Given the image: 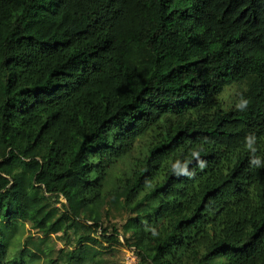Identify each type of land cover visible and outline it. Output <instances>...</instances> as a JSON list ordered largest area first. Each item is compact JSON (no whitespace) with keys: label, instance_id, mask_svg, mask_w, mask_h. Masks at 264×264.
<instances>
[{"label":"trees","instance_id":"trees-1","mask_svg":"<svg viewBox=\"0 0 264 264\" xmlns=\"http://www.w3.org/2000/svg\"><path fill=\"white\" fill-rule=\"evenodd\" d=\"M248 136L264 161V0H0V264H264Z\"/></svg>","mask_w":264,"mask_h":264},{"label":"rangeland","instance_id":"rangeland-1","mask_svg":"<svg viewBox=\"0 0 264 264\" xmlns=\"http://www.w3.org/2000/svg\"><path fill=\"white\" fill-rule=\"evenodd\" d=\"M24 138L32 139V143H33V147H29L25 151L26 154L33 153V149H38L43 154L47 150L48 142H47V139L44 137L35 138L34 135H28L25 132H21L16 137H14L12 140L14 143H17L18 140L24 139ZM57 184L60 189L59 194H60L61 201L64 203L66 201L65 197L69 193V189L77 188L79 189V191L82 192L84 190V185H85L83 182L76 179L75 177L57 179ZM112 186L113 188H115V185H112ZM27 234H31L33 236V239L35 240L41 237V234L39 232H36L35 230H31L27 225L23 226L21 222H16L12 226H9L8 228H6V236L9 242V254L11 258L13 259L21 258L19 253L22 248V244L24 243V239H29L28 237L26 238ZM119 239L122 243H124V240L121 235H119ZM46 242L49 243V245L47 244L48 246H51L54 248L53 251H56L57 248L65 245L64 241L60 240L55 235L48 237ZM40 247L42 248L43 246H40ZM115 248H116L115 253H116V263L117 264H136L137 263L136 255L132 251L133 248L129 249L124 245H118V246H115ZM44 249L48 251L46 245L44 246ZM40 256H41V260L39 261L37 259H34L28 253V255L24 257V261L26 264H38V263L41 264L43 254H41ZM111 259H113V257ZM111 259H109V261ZM156 264H161V263L156 262Z\"/></svg>","mask_w":264,"mask_h":264},{"label":"clouds","instance_id":"clouds-1","mask_svg":"<svg viewBox=\"0 0 264 264\" xmlns=\"http://www.w3.org/2000/svg\"><path fill=\"white\" fill-rule=\"evenodd\" d=\"M248 104L247 100L241 99L240 102L237 104V107L241 110H243ZM255 143V137L254 136H248L245 138V148L250 152V165L255 167H261L264 166V161L259 156H256L255 153L257 152L256 147H254ZM192 157L196 160L197 165L199 167L204 166V162L200 159V153L198 151H193L191 153ZM191 161H185L184 164H180L179 162L172 165V171L177 174H183V175H191V173L188 171V164Z\"/></svg>","mask_w":264,"mask_h":264},{"label":"water","instance_id":"water-1","mask_svg":"<svg viewBox=\"0 0 264 264\" xmlns=\"http://www.w3.org/2000/svg\"><path fill=\"white\" fill-rule=\"evenodd\" d=\"M65 204H66V206H67V207H69V204H68V202H67V201H65Z\"/></svg>","mask_w":264,"mask_h":264}]
</instances>
